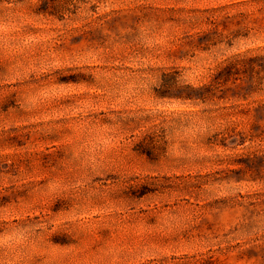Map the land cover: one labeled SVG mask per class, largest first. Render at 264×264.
<instances>
[{
    "label": "rangeland",
    "instance_id": "1",
    "mask_svg": "<svg viewBox=\"0 0 264 264\" xmlns=\"http://www.w3.org/2000/svg\"><path fill=\"white\" fill-rule=\"evenodd\" d=\"M0 264H264V0H0Z\"/></svg>",
    "mask_w": 264,
    "mask_h": 264
}]
</instances>
